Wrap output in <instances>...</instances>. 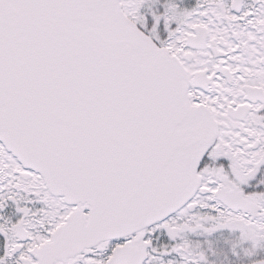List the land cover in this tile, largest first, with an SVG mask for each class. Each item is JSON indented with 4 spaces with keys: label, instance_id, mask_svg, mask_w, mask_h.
Listing matches in <instances>:
<instances>
[{
    "label": "snow or ice",
    "instance_id": "6c2138e0",
    "mask_svg": "<svg viewBox=\"0 0 264 264\" xmlns=\"http://www.w3.org/2000/svg\"><path fill=\"white\" fill-rule=\"evenodd\" d=\"M0 264H264V0H0Z\"/></svg>",
    "mask_w": 264,
    "mask_h": 264
}]
</instances>
